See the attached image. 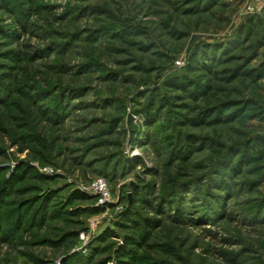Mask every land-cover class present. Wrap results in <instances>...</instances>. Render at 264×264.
Instances as JSON below:
<instances>
[{
    "label": "rangeland",
    "instance_id": "obj_1",
    "mask_svg": "<svg viewBox=\"0 0 264 264\" xmlns=\"http://www.w3.org/2000/svg\"><path fill=\"white\" fill-rule=\"evenodd\" d=\"M247 2L0 0V264H264V70L234 75L264 62ZM191 55L189 87H166ZM221 105L234 120L190 123ZM187 136L206 148L182 163Z\"/></svg>",
    "mask_w": 264,
    "mask_h": 264
},
{
    "label": "trees",
    "instance_id": "obj_2",
    "mask_svg": "<svg viewBox=\"0 0 264 264\" xmlns=\"http://www.w3.org/2000/svg\"><path fill=\"white\" fill-rule=\"evenodd\" d=\"M221 0H205L206 5L208 6V9H211L212 7L216 6ZM248 33V29L247 32ZM240 37H242V35L244 34L243 29L240 30L239 32ZM264 45V43H263ZM206 49L202 50V54L205 55L206 54ZM199 61L197 58V55H191L187 64V68L185 69V74L180 76V77H174L171 78L169 80H167L165 82V86L171 89H178V90H185L187 89V87H189V78L187 76V74L189 75L190 73L194 72V69L198 68L199 65ZM202 66V65H201ZM205 69H210V67L208 65L204 66ZM264 70V62L262 64H260L259 67L257 68H253L250 70H246L244 71L242 74L238 72V70L234 71V75L235 76H244L247 77L253 81H257L259 79H261L262 77V73ZM203 93L205 94V91H203ZM159 103H165L164 100L162 98H159ZM226 106H217V107H213L210 110L204 111V112H199L198 116L195 118H192L190 120V123L192 125H202V124H215V123H219L221 121H232L235 119L236 116L232 115H227L226 117H224V112L226 111L225 109ZM211 112V114H210ZM206 113L210 114L207 118ZM213 117V118H211ZM207 118V119H206ZM171 145V144H170ZM204 146V148H206L205 146V142L203 140H196L194 137L192 136H187L185 137V139L183 140V145L181 150L176 151L173 150L172 151V157L175 158L176 160L182 162V163H186L187 161H189V159L192 157L193 153L195 152V149L197 146ZM259 146L261 147V149L264 148L263 144L260 142ZM260 150L257 149L252 145H247L245 146V148L243 150H229L230 155H235V157H238L235 166L233 167V170L238 171L239 169H241V167L247 166L249 164L252 163L253 161V154L254 152H259ZM262 151V150H261ZM229 156V155H228ZM224 161L227 162V157L223 158ZM228 165H231V163L229 162ZM23 181V176L20 175L19 171L18 172H12L6 179V183L10 184L12 182L17 183V182H21ZM134 195L138 196L140 195V192H138L137 189L134 190ZM73 198L74 199H78V200H88L89 196L81 193V192H74L73 193ZM104 208L102 207H95L93 208V212L94 213H100L103 211Z\"/></svg>",
    "mask_w": 264,
    "mask_h": 264
},
{
    "label": "built area",
    "instance_id": "obj_3",
    "mask_svg": "<svg viewBox=\"0 0 264 264\" xmlns=\"http://www.w3.org/2000/svg\"><path fill=\"white\" fill-rule=\"evenodd\" d=\"M261 3H262V0H248L245 9L247 11H254V9L260 6ZM90 189L97 196L99 204H104L106 202L108 192H107L106 184L104 180L102 179L95 180L92 183Z\"/></svg>",
    "mask_w": 264,
    "mask_h": 264
}]
</instances>
